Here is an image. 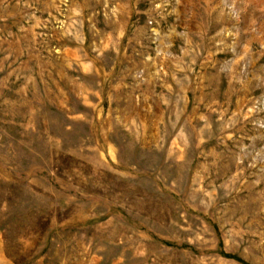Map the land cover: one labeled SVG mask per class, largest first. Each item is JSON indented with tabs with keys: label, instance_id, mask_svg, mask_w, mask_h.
Segmentation results:
<instances>
[{
	"label": "rangeland",
	"instance_id": "rangeland-1",
	"mask_svg": "<svg viewBox=\"0 0 264 264\" xmlns=\"http://www.w3.org/2000/svg\"><path fill=\"white\" fill-rule=\"evenodd\" d=\"M0 264H264V0H0Z\"/></svg>",
	"mask_w": 264,
	"mask_h": 264
}]
</instances>
